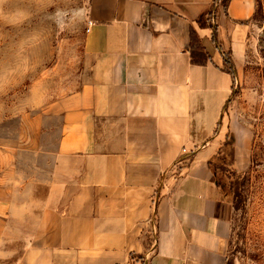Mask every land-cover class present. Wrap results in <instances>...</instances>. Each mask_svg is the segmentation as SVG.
<instances>
[{"label":"crops","instance_id":"crops-1","mask_svg":"<svg viewBox=\"0 0 264 264\" xmlns=\"http://www.w3.org/2000/svg\"><path fill=\"white\" fill-rule=\"evenodd\" d=\"M218 2L88 1L79 89L0 143V264H225L231 203L209 162L230 136L236 155L224 55L255 0Z\"/></svg>","mask_w":264,"mask_h":264},{"label":"rangeland","instance_id":"rangeland-1","mask_svg":"<svg viewBox=\"0 0 264 264\" xmlns=\"http://www.w3.org/2000/svg\"><path fill=\"white\" fill-rule=\"evenodd\" d=\"M88 1L0 0V143L9 129L14 142L18 115L30 105L46 106L79 89ZM232 65L224 116L237 134L236 155L230 136L224 158L214 160L226 166L219 181L231 203L225 264H264V0H255Z\"/></svg>","mask_w":264,"mask_h":264},{"label":"trees","instance_id":"trees-1","mask_svg":"<svg viewBox=\"0 0 264 264\" xmlns=\"http://www.w3.org/2000/svg\"><path fill=\"white\" fill-rule=\"evenodd\" d=\"M219 2V5H221L222 6V8H226V6H227V4L229 3V1L230 0H218ZM197 39H196V37L193 35V33H191V49L194 47V46H196L197 45ZM196 48H198L199 49V46H197ZM195 50V49H194ZM195 52V51H194ZM194 52L192 51V53H193V58H192V61H193V63L195 62V64H199V65H203L205 62L204 61H197V60H195V58H194ZM195 54H196V52H195ZM192 55V54H191ZM224 57H225V64L229 67V69H230V72H231V74H233L232 73V63H231V60H230V57H229V55L228 54H225L224 55ZM228 142V141H227ZM225 143V148H226V146H227V144L228 143ZM224 151V150H223ZM223 151H221L220 153H218L217 154V156L211 161V162H209V164L211 165V168H212V170H213V173H214V175H215V178H216V182H217V186L221 189V191H223L222 190V188H223V185L220 183V181H219V174L221 173H223V172H225V170H226V166L224 165V164H221L220 165V167L218 168V165L216 164H214V160H216V162H218L219 160H221V158H224L223 157ZM226 157V156H225ZM223 166V167H222ZM223 168V172H221V170H220V168ZM220 172V173H219ZM220 174V175H221ZM235 177V175H234V172L232 171L231 172V177H230V180L232 179L233 180V178ZM229 188H230V191H231V193H233V195H234V183H232V181L230 182V185H229Z\"/></svg>","mask_w":264,"mask_h":264},{"label":"built area","instance_id":"built-area-1","mask_svg":"<svg viewBox=\"0 0 264 264\" xmlns=\"http://www.w3.org/2000/svg\"><path fill=\"white\" fill-rule=\"evenodd\" d=\"M92 25V22L91 21H88V26H91ZM88 31V30H87Z\"/></svg>","mask_w":264,"mask_h":264}]
</instances>
